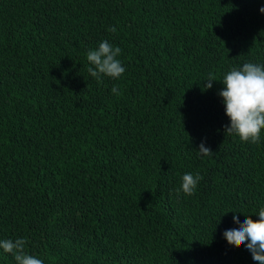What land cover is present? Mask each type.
Here are the masks:
<instances>
[{"label": "trees", "instance_id": "16d2710c", "mask_svg": "<svg viewBox=\"0 0 264 264\" xmlns=\"http://www.w3.org/2000/svg\"><path fill=\"white\" fill-rule=\"evenodd\" d=\"M261 7L0 0V240L44 264H257L222 234L264 207V129L226 134L222 82L202 87L264 64ZM103 40L126 71L98 83L86 54ZM185 173L203 177L191 196Z\"/></svg>", "mask_w": 264, "mask_h": 264}, {"label": "clouds", "instance_id": "9594fccd", "mask_svg": "<svg viewBox=\"0 0 264 264\" xmlns=\"http://www.w3.org/2000/svg\"><path fill=\"white\" fill-rule=\"evenodd\" d=\"M259 11L264 13V7ZM108 31L115 33L117 29L111 26ZM121 52L120 47L113 46L108 40L101 41L97 48L89 49L86 54L90 65L87 72L98 83H101L104 77L119 79L126 71L118 59ZM214 80L222 82L224 86L218 95L222 98L225 115L230 121L224 125L225 133L238 136L242 142L258 143L261 130L264 129V64L245 62L239 68H231L224 74L222 81L210 73L202 90L212 88ZM111 91L120 95L117 87H113ZM198 152L202 156L213 154L203 142L198 146ZM201 179L203 177L199 174L185 173L179 191L188 196L193 195ZM257 215L258 220L253 221L247 217L241 223L234 214L233 222L239 227L226 229L222 235L229 245L236 248L243 245L250 251L257 264H264V207L259 209ZM26 243L24 238L3 239L0 240V249L11 254L16 264H44L43 260L26 252Z\"/></svg>", "mask_w": 264, "mask_h": 264}]
</instances>
